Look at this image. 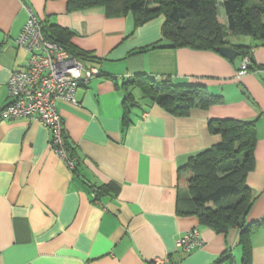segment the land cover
I'll return each mask as SVG.
<instances>
[{"label": "crops", "instance_id": "obj_1", "mask_svg": "<svg viewBox=\"0 0 264 264\" xmlns=\"http://www.w3.org/2000/svg\"><path fill=\"white\" fill-rule=\"evenodd\" d=\"M70 7L68 0H0V109L11 100L10 74L28 59L15 41L28 10L42 24L68 29L71 46L95 56L81 61L101 72L76 90L78 105L57 101L74 168L49 145L50 130L40 121L0 119V264H150L155 258L240 264L236 228L218 232L195 214L178 212L191 204L189 173L180 167L219 142L209 120L222 118L255 121L247 220L263 218L250 243L251 264H264V44L228 35L233 48L251 46L252 67L238 73V52L232 59L189 47L136 52L161 39L159 16L135 27L131 12L109 16L102 6ZM140 73L202 85L219 101L178 116L133 90L140 104L123 128V82ZM91 186L101 188L98 198ZM191 228L202 244L183 253L175 243ZM224 252L232 259H219Z\"/></svg>", "mask_w": 264, "mask_h": 264}, {"label": "trees", "instance_id": "obj_2", "mask_svg": "<svg viewBox=\"0 0 264 264\" xmlns=\"http://www.w3.org/2000/svg\"><path fill=\"white\" fill-rule=\"evenodd\" d=\"M221 5L226 17L224 25L217 21L216 0H68L70 9V6H102L109 16L131 12L135 27L163 14L161 39L136 52L149 48L177 47L214 50L216 46L230 44L227 40L229 34L249 35L255 44H264V22L259 24V17L264 14V0H222ZM43 26L48 38L57 41L74 58L95 60L91 52L76 50L71 46L68 29L44 23ZM233 46L239 55L250 56V45ZM249 67H252L250 63ZM133 90L149 103H156L178 116L186 115L192 106L206 108L219 101V97L210 94L202 85L174 84L168 77L157 79L143 73L135 74L123 82V128L131 122L133 107L140 104ZM209 130L218 133L221 138L211 147L189 157L180 167V170L189 172L186 188L191 204L189 209L178 212L195 214L202 223L218 232L236 228L240 264H251L250 235L263 222V218L247 220L254 199L245 181L254 161L255 121L210 119ZM63 138L66 158L74 160L71 167L74 168L76 158L68 154L64 134ZM95 187L91 186L94 197L98 198L101 188ZM229 258L232 259L230 252H224L219 259Z\"/></svg>", "mask_w": 264, "mask_h": 264}, {"label": "built area", "instance_id": "obj_3", "mask_svg": "<svg viewBox=\"0 0 264 264\" xmlns=\"http://www.w3.org/2000/svg\"><path fill=\"white\" fill-rule=\"evenodd\" d=\"M15 41L28 53V59L22 69L13 71L8 78L11 100L0 110V119L28 117L40 121L50 130L49 145L68 167H73L74 160L66 158L63 121L57 111V101L78 105L76 90L101 72L86 66L57 41L48 38L42 22L29 10L28 19ZM248 65V56H244L238 73H243ZM175 244L183 253H188L200 246L202 239L198 229L191 228ZM152 264L177 263L155 258Z\"/></svg>", "mask_w": 264, "mask_h": 264}, {"label": "rangeland", "instance_id": "obj_4", "mask_svg": "<svg viewBox=\"0 0 264 264\" xmlns=\"http://www.w3.org/2000/svg\"><path fill=\"white\" fill-rule=\"evenodd\" d=\"M220 8H221V4L220 5L218 4L217 5V21H218V23L224 25L225 21H226V17H225V14L223 12H220ZM159 17L162 19V23H163V21H164L163 14H160ZM262 22H264V14L259 17V24H261ZM162 23H161V25H162ZM248 36L249 35H245V34H232V35H230V39L231 40L246 39L244 37H248ZM135 92H136V94H138L137 91H135ZM186 177L188 179L189 178V174ZM187 179H186V181H187Z\"/></svg>", "mask_w": 264, "mask_h": 264}, {"label": "water", "instance_id": "obj_5", "mask_svg": "<svg viewBox=\"0 0 264 264\" xmlns=\"http://www.w3.org/2000/svg\"><path fill=\"white\" fill-rule=\"evenodd\" d=\"M214 50L228 59H232L237 55V50L230 45H219Z\"/></svg>", "mask_w": 264, "mask_h": 264}]
</instances>
